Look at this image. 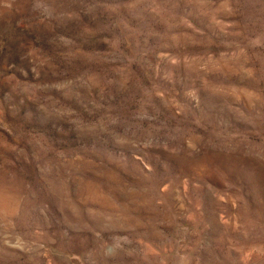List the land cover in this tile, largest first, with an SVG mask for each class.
Wrapping results in <instances>:
<instances>
[{
    "label": "rangeland",
    "instance_id": "rangeland-1",
    "mask_svg": "<svg viewBox=\"0 0 264 264\" xmlns=\"http://www.w3.org/2000/svg\"><path fill=\"white\" fill-rule=\"evenodd\" d=\"M0 264H264V0H0Z\"/></svg>",
    "mask_w": 264,
    "mask_h": 264
}]
</instances>
